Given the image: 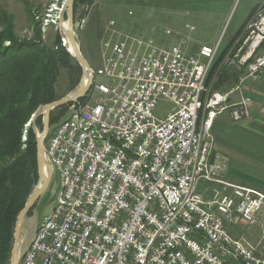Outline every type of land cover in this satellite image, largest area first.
<instances>
[{
	"label": "built area",
	"instance_id": "built-area-1",
	"mask_svg": "<svg viewBox=\"0 0 264 264\" xmlns=\"http://www.w3.org/2000/svg\"><path fill=\"white\" fill-rule=\"evenodd\" d=\"M102 49L97 72L89 63L92 101L73 103L68 127L49 130L45 160L60 189L24 264H264V229L256 244L230 233L258 222L264 193L221 179L227 160H211L217 116L252 117L243 89L263 78V7L217 69L239 75L235 102L234 90L215 89L217 75L207 84L221 42L188 54L127 36ZM161 99L174 102L165 118L154 115Z\"/></svg>",
	"mask_w": 264,
	"mask_h": 264
},
{
	"label": "rangeland",
	"instance_id": "rangeland-1",
	"mask_svg": "<svg viewBox=\"0 0 264 264\" xmlns=\"http://www.w3.org/2000/svg\"><path fill=\"white\" fill-rule=\"evenodd\" d=\"M65 1L66 0H0V31L4 23L10 22L13 25L15 37L17 39L29 40L36 31L31 20V16H35L34 19L36 21L39 19L38 22L41 24L43 42L46 46L53 47L57 33H60L62 36L59 14L62 12ZM247 1L248 0H236L234 4L228 5L226 4L228 0H223V4L220 6L223 15L225 16L229 9H231V11L229 12V19L216 41H214V37L217 33V22H206L203 24L201 20L197 19L199 15L196 11L200 9L205 10L209 5H202V3H194L195 5H193L187 2L173 8L168 0H98L88 14L86 12L89 7L88 2H83L81 0L76 13L75 31L83 56L96 72L102 66L103 56L108 53L107 50L100 49L101 40L114 43L127 36L143 37L146 42H151L157 49H165L163 47H171L172 44H176L183 49L187 47V49L194 48L197 50L200 45L204 43L215 45L221 42V52L231 38V31L233 30V26L231 25L232 18L236 16V20L241 10L244 9ZM253 5L254 4L250 6V9H252ZM48 10H53L52 14L54 20L50 25L46 26L45 15L47 13L49 14ZM86 14L89 18L86 17ZM3 15L11 17L10 19H12V21L5 20L2 17ZM66 19L67 18H65V21ZM112 21L115 22V26L110 25ZM93 25L94 28L92 27ZM101 35H103V37H101ZM183 42L185 43L182 44ZM9 44L10 42L8 41L3 42L0 40V48L8 46ZM67 80L68 76L64 71L61 74L57 87V94L60 99L69 94H74L77 91V87L70 89ZM104 81L105 79L103 77H96V82L101 83ZM71 104L66 105L64 109H69L67 106ZM81 106L82 105H80V107ZM173 107V101L161 99L154 110V115L157 118H165ZM52 112H54V110ZM58 112L55 114V117L60 115ZM67 117H69V112L58 121L63 123L66 121L64 119ZM39 118L42 122L43 116L38 114L35 122L32 123V121H30V123L24 125L22 133L23 142H26L23 139L25 137V132L28 134L29 128L33 127L36 135L41 133L42 130L39 129L36 124ZM29 124H31V126L27 127ZM53 127L54 126H51L50 122V130L53 129ZM202 187L203 185H200L198 190L202 191ZM59 189V177L57 173L53 172L47 190L29 210V212L32 210L31 215L26 216L24 219L20 233L19 251L26 248L32 241L36 234L37 227L39 226L38 224H40L53 210L56 205ZM211 189L212 188L209 189L207 195L209 198L212 195ZM250 227L255 229L259 235L263 230L261 220L257 224L250 225ZM239 231L240 234H238V237H249L248 226L241 224ZM230 233L233 232L230 231Z\"/></svg>",
	"mask_w": 264,
	"mask_h": 264
},
{
	"label": "trees",
	"instance_id": "trees-1",
	"mask_svg": "<svg viewBox=\"0 0 264 264\" xmlns=\"http://www.w3.org/2000/svg\"><path fill=\"white\" fill-rule=\"evenodd\" d=\"M82 1L88 2V14L97 0ZM79 2L81 0L74 2L75 19ZM2 17L12 21L7 15ZM34 18L31 16L36 31L29 40L17 39L10 22L4 23L0 31V40L10 42L0 48V264H10L18 214L39 181L37 135L31 127L26 142H23L24 125L30 123L38 108L60 99L57 87L62 72L67 73L70 89L77 87L82 75L81 67L63 46L60 33H57L53 47L46 46L41 24ZM226 53L227 49L207 80L210 85L217 75L214 87L218 90H229L239 81V75L229 70L217 73ZM64 107L51 113V126L58 124L67 113L68 108ZM57 112L60 115L55 117ZM36 124L42 130L40 118ZM31 213L32 210L27 216Z\"/></svg>",
	"mask_w": 264,
	"mask_h": 264
},
{
	"label": "crops",
	"instance_id": "crops-1",
	"mask_svg": "<svg viewBox=\"0 0 264 264\" xmlns=\"http://www.w3.org/2000/svg\"><path fill=\"white\" fill-rule=\"evenodd\" d=\"M235 1L236 0H228V3L226 4L232 5ZM168 2L172 4L173 8L187 2L193 5L200 3H202V5H209L205 10L200 9L197 10L196 13L199 15L197 16V19L201 20L203 24L206 22H217V33L214 37V41H216L224 29V26L229 19V12L231 11V9H229L228 12H226V15H223L222 8H220L223 4V0H168ZM252 4L254 5L252 9H250ZM263 6L264 0H248L236 20V16L232 18L231 25L233 26V30L231 31V38L225 48L219 53V58L225 49H227L228 53L229 50L238 43L241 39L242 31L246 23L256 15ZM92 27L94 28V25ZM101 37H103V35H101ZM101 41L100 49H102L103 42ZM184 43L185 42L182 44ZM203 45L214 46L204 43L200 45V47ZM172 46L177 45L172 44L171 47ZM171 47L163 48L169 49ZM184 51L188 54H193L197 49H187V47H185ZM236 85L229 90L221 89L225 92L234 90V93L230 97V102H235L240 99L239 92L235 91ZM243 94L244 96L250 97L252 100V117L250 119L236 122L232 119L229 111H224L217 116L213 127L215 143L211 160H215V157L217 156H223L227 160V168L220 173L221 179L235 185L252 188L264 193V73L261 82H246L244 84ZM263 218L264 210L261 212L257 222L259 223L261 220V225L264 229ZM240 225L231 228L230 231L233 232L231 233L232 235L238 237V234H240ZM242 225L246 224L243 223ZM261 234L262 232L259 235L255 229L248 226L249 237H247V239L251 243L256 244L259 241Z\"/></svg>",
	"mask_w": 264,
	"mask_h": 264
},
{
	"label": "water",
	"instance_id": "water-1",
	"mask_svg": "<svg viewBox=\"0 0 264 264\" xmlns=\"http://www.w3.org/2000/svg\"><path fill=\"white\" fill-rule=\"evenodd\" d=\"M74 2L75 0H66L60 16V28L72 48L71 50L67 48V51L75 58V60L81 67L82 75L76 89L77 91L74 94H69L57 101L41 106L32 116V123L35 122L38 114L43 116V129L40 134H37L39 181L30 196L28 197L25 206L18 214L15 225L14 244L10 264H18L20 233L24 219L26 218L29 210L35 205V203L40 199L41 195L44 194V192L47 190L50 184L51 176L53 174V169L51 165L48 164L45 160V142L50 130L51 113L56 108L63 107L81 100L88 92L93 82V70L91 69L89 63L81 52L80 44L78 42L77 34L75 31ZM65 18H67V27L63 29V23L65 21Z\"/></svg>",
	"mask_w": 264,
	"mask_h": 264
},
{
	"label": "bare ground",
	"instance_id": "bare-ground-1",
	"mask_svg": "<svg viewBox=\"0 0 264 264\" xmlns=\"http://www.w3.org/2000/svg\"><path fill=\"white\" fill-rule=\"evenodd\" d=\"M66 2V1H65ZM49 11V14L47 13L45 15V24L46 26L50 25L53 20H54V17H53V10H48ZM263 14H264V6H263ZM60 16H61V13L59 14V19H60ZM43 20V19H42ZM39 21V19H38ZM61 25V23H60ZM63 29H65L67 27V22L64 21L63 23ZM60 31H61V34L63 33L61 28H60ZM67 48L68 49H72L70 44L68 43L67 41ZM89 92V93H88ZM88 94L86 93L84 98L85 101H92L93 99V89H89L88 90ZM80 112H87V105H82L80 107ZM31 126V124H29L27 127ZM63 127H68V120L64 121L63 123L61 124H58L56 126V131H63ZM26 136H27V132H25V137H24V141H26ZM69 191V181H62V186H61V192H68ZM44 236V225H39L37 227V230H36V234L34 236V238L32 239V241L26 246V248H24L23 250L19 251V255H18V264H24V261L26 260V258H28V253H30V250H31V247H32V244H37V237H43Z\"/></svg>",
	"mask_w": 264,
	"mask_h": 264
}]
</instances>
